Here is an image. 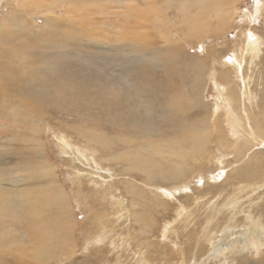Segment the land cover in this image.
Returning <instances> with one entry per match:
<instances>
[{"label":"rangeland","instance_id":"374dc122","mask_svg":"<svg viewBox=\"0 0 264 264\" xmlns=\"http://www.w3.org/2000/svg\"><path fill=\"white\" fill-rule=\"evenodd\" d=\"M142 1L157 3L158 9L141 23L131 13L141 10ZM162 2L0 0V90L9 89L20 101V106L0 102V171L30 167L18 173L33 176L18 188L5 181L0 190L48 185L64 197L47 202L35 216L54 223L57 234L32 257L25 250V243H34L32 225L3 192L8 198L0 206V264H264V247L259 254L230 251L239 234L264 226V140L248 146L241 131L237 138L232 111L234 104L240 113L251 107L264 133V0H224L210 12H203L202 0L189 12L193 26L173 28L182 7ZM244 32L261 53L245 50L239 61ZM145 45L152 48L141 60L133 46ZM82 99L101 106L87 115L61 109L85 108ZM205 122L215 126L212 144L183 147L189 159L179 165L188 172L168 179L155 170L151 179L134 168L133 155L159 160L156 145L178 148L182 133L190 135L188 128ZM148 127L159 137L145 136ZM12 132L30 141L14 139ZM220 133L227 137L223 148ZM239 145L246 147L240 158ZM42 167L53 171L44 177ZM226 230L232 233L224 235ZM97 237V245L87 249ZM139 251L144 259L137 263Z\"/></svg>","mask_w":264,"mask_h":264},{"label":"bare ground","instance_id":"6f19581e","mask_svg":"<svg viewBox=\"0 0 264 264\" xmlns=\"http://www.w3.org/2000/svg\"><path fill=\"white\" fill-rule=\"evenodd\" d=\"M141 1V0H140ZM43 2V1H42ZM86 2V1H85ZM204 2V6L202 8L203 12L205 11H208L210 12L212 6H219V7H223L224 5V0H203ZM177 3H180L179 6H181V18H179L178 20L179 21H175L172 23V28L175 26V27H178V26H181V25H186V26H191L192 22H191V19H189V12L191 10V8L195 5V4H198V5H202V0H163L162 2V5L165 6L166 8H171L174 6V4H177ZM39 5H42V3ZM141 7V10L143 11L142 14L138 13L140 12L141 10L139 8H135L134 7V12L135 13H131L133 15H136V16H139V21L142 23V20L146 21L148 20V14H150L152 10H154L155 8L158 9V4L157 3H154L152 1H142L140 2L139 4ZM161 5V6H162ZM39 7V6H38ZM37 7V8H38ZM100 7V6H99ZM154 8V9H153ZM174 8V7H173ZM220 8V9H221ZM122 9V8H121ZM114 11V9H113ZM120 11V10H119ZM124 11V10H123ZM100 13V12H99ZM113 13V12H112ZM118 13V12H117ZM124 13V12H123ZM119 15V14H118ZM219 15V14H218ZM121 17V16H120ZM147 17V18H146ZM219 17V16H218ZM223 17V16H222ZM53 18V16H52ZM129 18V17H128ZM191 18V17H190ZM55 19V18H54ZM123 19V18H121ZM150 19V17H149ZM156 19V18H155ZM52 20V19H51ZM125 22V26H127L126 24V20L123 19ZM135 20V19H134ZM50 21V20H49ZM133 21V20H132ZM170 21V20H169ZM50 23V22H49ZM117 25H121L122 23H117L115 22ZM156 25L159 26L160 24V20H156ZM180 23V24H179ZM196 23V22H195ZM147 24V23H146ZM115 25V24H114ZM142 25V24H141ZM140 25V26H141ZM162 25V24H161ZM193 26V25H192ZM49 27V25H48ZM135 27V26H134ZM102 28V27H101ZM185 28V27H184ZM189 28V27H188ZM129 29V28H128ZM130 29L133 30V27H130ZM140 29V28H139ZM187 29V27H186ZM192 29V27H191ZM185 30V29H184ZM189 30V29H188ZM127 28H126V30ZM101 32V30H100ZM99 32V33H100ZM191 32V31H190ZM163 33V31H162ZM178 33L180 34H183L184 35V32L180 29H178ZM247 33V32H246ZM103 34V33H102ZM106 34V33H105ZM148 35V34H147ZM190 34L186 33L185 36H189ZM244 36V41H245V44H244V41L242 42V48H241V54L242 55H239L238 56V59L239 61L240 60H243V57L244 55L246 54L245 53V50L248 51V55H254L255 53L257 54V57L259 56V54L261 53V51H258L259 50V47H258V43L255 42V40H253L251 37H247L245 32L244 34H242ZM191 36V35H190ZM194 36V35H193ZM166 40V39H165ZM198 41V40H197ZM167 42V41H166ZM168 43H170L168 41ZM152 47H149L148 45H145V46H133V49L135 52H132L134 53V55H140V59L143 60L144 59V56L145 54H147L148 52H150V49ZM173 48V47H172ZM154 51V50H153ZM152 53V52H151ZM81 55V54H80ZM133 54H130V57H131V60L134 59V56ZM216 55V53H215ZM256 57V55H255ZM154 59V58H153ZM157 59V57H156ZM167 59V58H166ZM246 60V59H245ZM146 61V60H145ZM148 62V61H147ZM242 62V61H241ZM158 63V62H156ZM155 63V66L157 65ZM146 64V62H145ZM222 64V63H221ZM239 64V63H238ZM245 64V63H244ZM243 64V65H244ZM226 65V64H225ZM241 65V64H240ZM152 66V65H151ZM163 65H161L162 67ZM160 67V68H161ZM204 69H205V66H203ZM257 67V66H256ZM227 68V67H225ZM253 68V67H252ZM133 69V68H132ZM208 69V68H207ZM218 68L215 67V70H217ZM229 69V68H227ZM232 69V68H231ZM240 69V67H239ZM211 70H212V67H211ZM218 71V70H217ZM256 71V70H255ZM123 72V71H122ZM235 72V70H234ZM205 73V72H203ZM214 73V72H213ZM228 73H231V74H234L236 75V73H233V70H228ZM146 74V73H145ZM212 74V73H211ZM216 74V73H215ZM219 74V73H218ZM249 74V73H248ZM136 76V75H135ZM150 76V74H149ZM187 77V76H186ZM200 77V76H198ZM203 77V76H202ZM208 77V76H207ZM250 77V76H249ZM248 77V78H249ZM247 78V77H246ZM245 78V79H246ZM251 78V77H250ZM199 79V78H197ZM210 79V78H209ZM240 79V78H239ZM221 80V79H220ZM254 80V79H253ZM195 81V80H194ZM230 80L228 79V76H226V81L225 82H229ZM237 81V80H236ZM224 82V83H225ZM235 82V81H234ZM237 82L240 83V80H238ZM252 82V81H251ZM178 83V82H177ZM197 83V81H196ZM201 83V82H200ZM222 83V82H221ZM220 83V84H221ZM246 83V82H244ZM182 84V83H180ZM194 84V83H193ZM235 84V83H234ZM250 84V83H249ZM196 85V84H194ZM125 86V85H124ZM174 86V85H173ZM193 86V85H192ZM230 86V85H228ZM233 86V84L231 85ZM237 86V85H236ZM133 87V86H132ZM195 87V86H194ZM242 87V86H241ZM247 87V86H246ZM251 87V86H250ZM34 88V87H33ZM134 88V87H133ZM179 88V87H178ZM201 88V87H200ZM224 88V87H223ZM197 89V88H196ZM218 89V87H217ZM247 89H250L247 87ZM9 90V89H8ZM7 89L3 92L0 90V102L2 101H7L9 104H11L12 106H20V101L18 100V98L16 97V95H14V93L12 91H8ZM179 90H182V89H179ZM195 90V89H194ZM201 90V89H200ZM222 90V89H221ZM242 91V89H241ZM176 92V91H174ZM181 92V91H180ZM247 92V90H246ZM205 93V92H204ZM224 93V92H222ZM239 93V92H236V94ZM242 93V92H241ZM254 93V92H252ZM201 94V93H200ZM203 94V93H202ZM230 94V93H229ZM256 94V93H255ZM254 94V95H255ZM180 95V94H179ZM234 96V94H232ZM248 95V94H247ZM250 95V94H249ZM251 96V95H250ZM257 96V95H256ZM205 95L203 96L202 99L205 100ZM236 97V96H235ZM230 99V97H228ZM237 98V97H236ZM201 99V98H200ZM232 99V98H231ZM230 99V100H231ZM227 100V99H226ZM234 100V99H233ZM237 100V99H236ZM250 100V99H249ZM228 101V100H227ZM176 102V101H175ZM228 102H231V101H228ZM83 104L85 108H81L80 106H77L75 107L74 104H70L68 107H61V109L63 108H66L65 111H69V112H77L79 113V115H82L85 113V115L89 114L90 112H94L96 111V109L98 107L101 106L100 102H96V103H92V104H89L87 103L84 99L82 100H79V105ZM177 103V102H176ZM219 103V102H218ZM42 104V103H41ZM108 104V103H107ZM185 104V103H184ZM203 104V102H202ZM234 104V103H233ZM216 105V104H215ZM220 105V104H219ZM252 105V104H251ZM204 106V105H203ZM221 106V105H220ZM231 105H229L230 107ZM32 107V106H30ZM205 107V106H204ZM29 108V107H28ZM206 108V107H205ZM216 108V106H215ZM231 108V107H230ZM235 108V109H234ZM234 108L232 107V111L235 113V117L236 118H233L235 121V126H233V129H234V132L233 134L235 136H237V138H240L239 136V133L240 131L244 134V136L246 137L245 138V141L247 144H249L248 146L251 145V143L254 141V142H258V141H262L264 140V133L262 130H260V125H259V122L257 121V116L253 113L251 107H250V110L247 112V113H240L239 112V108L237 109L235 107V104H234ZM20 109V108H19ZM27 110V109H26ZM44 111V110H43ZM148 111V110H147ZM230 111V110H229ZM243 111V110H242ZM241 111V112H242ZM36 112V111H35ZM40 112V111H39ZM149 112V111H148ZM262 112V111H261ZM41 114V113H40ZM40 114H39V117H40ZM149 114V113H148ZM164 114V113H163ZM221 114V112H220ZM37 115V114H36ZM35 115V116H36ZM42 116V115H41ZM151 116V115H149ZM155 116V115H154ZM232 116V115H231ZM190 117V116H189ZM230 118V116H229ZM232 118V117H231ZM15 119H13L14 121ZM221 120V119H220ZM231 120V119H229ZM222 121V120H221ZM225 123L226 121H228V119H225L224 120ZM18 122V121H17ZM113 122V121H112ZM217 122V121H216ZM210 123V122H209ZM230 123V122H228ZM101 124V123H100ZM218 126L220 125V123H216ZM231 124V123H230ZM22 125V123H21ZM210 125V124H209ZM208 125V123H204V124H200V125H196V123L191 127V128H188V132L190 133V135H184V133H182V135L184 137H182V142L178 145L179 147H175V146H171V149L168 147V146H165V145H156L155 146V150H156V153L158 154L159 157H161V159L159 158L158 159H154V158H140L138 156H135L133 155V158L135 159V161H132V164H134V168L139 171V172H144L146 174H148L151 179L152 177H154V172L155 170L158 171V172H161V176H163L164 178H168V179H171V178H178L179 175H182L186 172L189 171V168L188 169H184L182 166H180V162H182L183 160L185 159H189V153H185L183 151V147L187 144V143H193V142H199V143H202V141L204 143H206L208 146H211L212 142H211V134H210V131L212 132V130H214L215 126L213 125V129H211L212 127H210ZM8 126V125H7ZM203 126V127H201ZM3 129L5 130L6 128L4 126H2ZM209 128V130L207 131V129ZM219 128V127H218ZM231 128V127H230ZM149 130V133H147V135L145 136H154V137H159V136H155L154 135V132H155V129H151V127H148L147 128ZM183 129V128H182ZM221 129V128H220ZM2 130V128H1ZM117 130V129H116ZM186 130V129H185ZM219 131V129H217ZM187 131V130H186ZM207 131V132H206ZM231 131V129H230ZM127 132V131H126ZM226 134H227V131H224ZM134 133V132H133ZM186 133V132H185ZM3 135V134H2ZM5 135V134H4ZM12 135V138L14 139H17V140H20V141H25L27 142L30 141L29 139H26V137L22 138L20 137L19 135L20 134H16V133H11ZM242 135V134H241ZM9 136V134H8ZM134 136V134L132 135ZM174 136V135H173ZM243 136V135H242ZM5 139V137H4ZM93 141H99L100 138H97L96 136H93L92 137ZM218 141L219 143L221 144L222 148L224 147V144L223 142L227 141V137L225 134L223 133H220L218 134ZM239 141V140H238ZM62 143H66L65 139H62ZM198 143V144H199ZM131 144V143H130ZM197 144V145H198ZM132 145V144H131ZM196 145V144H195ZM193 145V146H195ZM187 146V145H186ZM247 146V147H248ZM33 147V146H32ZM31 147V148H32ZM187 149V147H184V149ZM236 149V148H235ZM246 149L245 148H242L240 145L237 147L236 149V153H238V157L240 158L243 154L241 153L242 150ZM142 150V149H141ZM191 150V149H190ZM192 150H195V149H192ZM134 152V151H133ZM240 152V153H239ZM199 155V153L197 154ZM132 156V155H131ZM141 156V155H140ZM131 157V160L133 159ZM200 158V157H199ZM194 159V158H193ZM161 160V161H160ZM130 161V159H129ZM188 162V161H187ZM190 162V161H189ZM194 162V161H193ZM96 163V162H95ZM179 165L176 166V165ZM35 166V164H34ZM167 168L163 174V170ZM1 169V168H0ZM14 169V168H13ZM18 169H20V171L22 170H25V172H28L27 170L31 171V168L30 167H18ZM93 169V168H92ZM18 171V172H20ZM42 171L44 173V177L49 173V172H52L51 169L49 168V170H46L44 169V167H42ZM16 172V171H7V172H2L0 171V186L2 185V183H6L5 181H9L7 184H13V186L16 185V187L18 186L17 184L20 183V184H23V183H26L28 181H30L31 179H33V176L31 175H28V176H25V175H19V173ZM101 172V171H100ZM11 173V174H10ZM10 174V175H9ZM9 175V176H8ZM224 175V174H223ZM53 176V174H52ZM157 176V175H156ZM157 178V177H156ZM182 178V177H180ZM48 179V178H47ZM163 179V178H161ZM151 181V180H150ZM149 181V182H150ZM161 181V180H159ZM173 181V180H171ZM163 182V180H162ZM15 184V185H14ZM30 184V183H29ZM153 184V183H152ZM6 185V184H5ZM27 185V184H26ZM148 185V184H147ZM158 185V184H157ZM81 186V185H80ZM152 186V185H151ZM37 187V186H36ZM36 187H34V185H30V186H26V187H23L22 189H17V190H5V189H2L0 190V206L2 204H4L5 202L2 203V201H6L7 200V196L9 195V199L10 201H15L16 203L19 204L20 208H22L25 213H26V217H27V220L32 226L31 227V230H30V236L32 237V239L34 240V243L33 242H29V243H25L26 245V248L25 250L28 251L27 253L29 254H32V257L33 256H36L38 255L40 252H37L35 253L34 255V251H36L38 248H40L41 246H43V244H47L49 238H56V232H53L52 231V226L54 225V223H48L46 224L45 222H42V221H39V219H35V216H38L40 217L42 215V209L41 207L43 205H45L47 202H50V204L53 205V202H56V201H59L58 198H61L63 199L64 197L61 195V193L57 190V189H54L55 187L54 186H46V187H40L36 189ZM134 187H135V184H134ZM158 187V186H157ZM164 187V186H163ZM167 187V186H166ZM18 188V187H17ZM183 188V187H182ZM158 191V190H157ZM161 191V190H160ZM3 192L6 193L7 196H4ZM163 192V191H162ZM172 192V191H171ZM41 194L42 195V198H37V194ZM172 197V196H171ZM152 199V198H151ZM168 199V198H167ZM20 200V201H19ZM9 201V202H10ZM63 202L60 201V205L62 204ZM67 204H64V207L66 206ZM63 207V206H62ZM53 210V209H52ZM23 211V212H24ZM62 211V210H61ZM230 211V210H229ZM240 211V210H239ZM219 213H222L221 211ZM52 214V213H51ZM68 214V213H67ZM233 214V213H232ZM234 215V214H233ZM37 220V222L34 221V219ZM71 219V218H70ZM69 218L67 220H70ZM66 220V221H67ZM73 220H71V223H74V221L72 222ZM233 222V221H232ZM235 222V220H234ZM59 223V222H58ZM68 223V221L66 222ZM57 225V223H55ZM70 224V221L69 223ZM28 225V224H27ZM29 226V225H28ZM59 226V225H58ZM57 226V227H58ZM236 226V225H234ZM29 227V228H30ZM54 227V226H53ZM67 226H65L64 228H66ZM105 227V226H104ZM64 228H61L64 229ZM106 228V227H105ZM58 230V229H57ZM233 229H231L230 231H232ZM28 231V230H27ZM55 231V230H54ZM64 232H67L65 230H63ZM168 232L169 229H165L164 232ZM248 231V230H247ZM58 233H60V231H57ZM62 232L64 235L65 233ZM250 232V233H249ZM249 232H244L243 234H239L240 235V238H236V242L235 244H233L231 246V255H236L237 253L240 254V253H243L244 251H254L253 254H259L257 250H262V248L264 247V243L262 242H259V238H261L262 236H264V226H261L259 227L258 229L255 228L253 231H250ZM61 233V235H62ZM232 232H229L228 230L224 231L223 234L224 235H230ZM44 234H46L47 236L45 238H43ZM70 234V233H69ZM209 234V233H208ZM217 234V233H216ZM219 234V233H218ZM122 236V235H121ZM125 237V236H124ZM109 238V237H108ZM123 238V237H122ZM129 238V237H128ZM234 238V237H233ZM245 238V239H243ZM253 238V239H251ZM254 238L257 240H254ZM60 239V238H59ZM106 239V238H104ZM126 239V238H125ZM56 240V239H55ZM100 238H94L92 240V242H90L86 247L87 249L90 248L91 246L94 245H97V243L99 242ZM140 240H143L142 238ZM239 240V242H237ZM122 241V240H121ZM125 241V240H124ZM138 241V240H137ZM123 242V241H122ZM9 243V242H8ZM138 243V242H137ZM143 244V246L145 245V242H141ZM10 244H12V242H10ZM59 244V243H57ZM67 244V243H66ZM140 244V243H139ZM123 247H125V244L124 242L121 244ZM141 245V244H140ZM139 246V245H138ZM142 246V247H143ZM85 247V248H86ZM18 248V247H17ZM46 248V247H45ZM58 248V247H57ZM132 248V247H130ZM200 248V247H198ZM111 249L114 251V253L116 252V245H115V242H112L111 243ZM145 249H146V246H145ZM206 249V248H204ZM40 250V249H39ZM45 250V249H44ZM134 250V249H133ZM142 250V248H141ZM221 250V248H220ZM41 251V250H40ZM147 251V250H146ZM145 251V252H146ZM210 251V250H209ZM219 251V250H218ZM4 252V251H3ZM24 252V251H23ZM118 252V251H117ZM122 252V251H121ZM137 252V251H136ZM212 252V251H211ZM205 253V252H204ZM111 255V254H110ZM206 255V254H205ZM226 255V253H225ZM229 255V254H228ZM138 257V260H137V263L141 262L143 259H144V255L142 254V251H139V253L136 255ZM196 256V255H194ZM208 256V255H207ZM25 257V256H24ZM120 257V256H119ZM205 257V256H203ZM209 257V256H208ZM207 257V258H208ZM21 258V257H20ZM195 259V257H193ZM211 259V258H210ZM220 259V258H219ZM218 259V260H219ZM226 259V258H225ZM212 260V259H211ZM217 260V259H216ZM121 261V260H119ZM146 261V260H145ZM196 261V260H195ZM148 262V261H147ZM143 263V262H142ZM264 263V262H263ZM75 264V263H74ZM76 264H80L79 262H76ZM82 264V263H81ZM118 264H125L122 263V262H118ZM128 264V263H127ZM145 264H149V263H145ZM220 264V263H219Z\"/></svg>","mask_w":264,"mask_h":264}]
</instances>
